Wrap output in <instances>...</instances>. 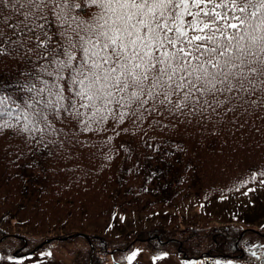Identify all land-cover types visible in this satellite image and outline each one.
<instances>
[{"label": "snow or ice", "instance_id": "6c2138e0", "mask_svg": "<svg viewBox=\"0 0 264 264\" xmlns=\"http://www.w3.org/2000/svg\"><path fill=\"white\" fill-rule=\"evenodd\" d=\"M0 56L31 68L14 93L0 86V115L18 110L23 132L66 117L89 130L153 111L252 115L264 109V0H0Z\"/></svg>", "mask_w": 264, "mask_h": 264}, {"label": "trees", "instance_id": "16d2710c", "mask_svg": "<svg viewBox=\"0 0 264 264\" xmlns=\"http://www.w3.org/2000/svg\"><path fill=\"white\" fill-rule=\"evenodd\" d=\"M85 10L97 11L90 5ZM28 71L26 58L0 56L6 92L14 93ZM17 112L0 115V124L13 125L0 130V237L13 223L42 233L59 227L66 236L116 214H152L241 194L264 179V109L205 119L159 111L110 116L89 130L66 117L53 122L57 131L43 133L21 131L25 121L17 122ZM180 218L110 244L129 246L137 237L153 236L143 242L155 254L180 249L193 258L234 249L241 233L232 225L201 228ZM83 244L89 262L91 247ZM100 261L96 253L92 264Z\"/></svg>", "mask_w": 264, "mask_h": 264}, {"label": "rangeland", "instance_id": "374dc122", "mask_svg": "<svg viewBox=\"0 0 264 264\" xmlns=\"http://www.w3.org/2000/svg\"><path fill=\"white\" fill-rule=\"evenodd\" d=\"M202 210L216 216L224 214V216L221 217L224 221L234 220L235 223L238 222L242 226L264 230V182L241 195L204 205ZM174 213H176V211H168L167 213L159 212L156 215H151L146 226L147 215H138L137 219L139 221L134 228H136V230L139 229L140 231H144L150 224H164L166 222L165 216H171ZM162 216L164 218H162ZM236 218H239L240 220H235ZM129 221H133V218L129 219ZM107 225L108 223L103 221L91 223L90 229L95 231L97 229H102V227L104 228ZM121 226L124 234L133 231L131 223L121 224ZM11 231L16 232L14 228H12ZM24 234L29 235L28 232H24ZM53 234H55V237H59L57 234H61V230L58 229L56 232L54 231ZM256 240L260 241V243H264V239L260 238H252L251 242ZM140 246L137 245V251L135 253L137 255L140 254L141 256L135 259L134 264H196V261L193 260L185 261L182 259L180 263L176 262L179 257L178 254L164 256L166 257L165 260H167H163L164 262L155 261L153 259L150 261L147 259L149 258L148 255L145 256L146 258L143 257L144 252L139 251ZM5 247H7V245L0 246V264H79V261L74 262L75 255L71 252L70 243L68 242H64L63 245H59L55 249L48 248L45 250H39L36 253H26L19 256L11 255L10 253H3ZM152 257L162 258L155 256ZM132 262L133 260L131 259L129 264H132ZM214 262L217 261L213 260V263ZM225 264L241 263L238 259H230Z\"/></svg>", "mask_w": 264, "mask_h": 264}]
</instances>
